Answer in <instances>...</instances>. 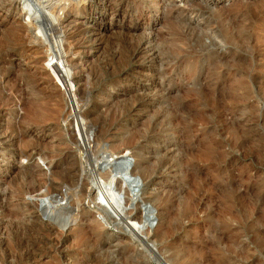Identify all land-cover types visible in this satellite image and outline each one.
Masks as SVG:
<instances>
[{
	"label": "rangeland",
	"instance_id": "1",
	"mask_svg": "<svg viewBox=\"0 0 264 264\" xmlns=\"http://www.w3.org/2000/svg\"><path fill=\"white\" fill-rule=\"evenodd\" d=\"M15 6L0 0V264H264V0H90L46 41ZM61 34L91 149L46 68ZM113 155L138 229L89 197L68 222L79 160L102 203Z\"/></svg>",
	"mask_w": 264,
	"mask_h": 264
},
{
	"label": "bare ground",
	"instance_id": "2",
	"mask_svg": "<svg viewBox=\"0 0 264 264\" xmlns=\"http://www.w3.org/2000/svg\"><path fill=\"white\" fill-rule=\"evenodd\" d=\"M88 1H90V0H56L55 2H53L52 0H11L12 4L16 5L15 8L19 9V6L22 5L21 6L22 11L24 12L25 10H27L25 18H24L25 22H27L26 24H28L31 27H34L35 29H38L37 33L40 34L43 41H46L48 35L51 34L50 33L51 30L54 27L56 28V26L59 25L60 20L62 19V15L65 14L66 10L69 11L73 8L76 9L80 3H87ZM15 20L16 19H14V22H15L14 25H16L17 28H21V29L29 31V29H28L29 27H27V25L25 23H23L21 20H16V21ZM25 32H27V31H25ZM38 37H39V35H38ZM65 43L66 42H65L62 34H61V36L59 35L58 37H56V40H55L56 49H54L55 51H53L51 53L50 58L55 59V61L57 62L54 70L63 71L64 67L66 68V65H67V67L70 69L72 75L75 77L74 69L68 64V60L66 59L68 56V52L66 51ZM41 45H42V43L40 44V46ZM59 62H60V64H59ZM92 141L94 142V140H92L91 137L88 135V130H87V133L85 130V134L83 135V144H84L85 149L86 148L87 149L92 148ZM112 157H114V155ZM117 159L118 158L114 157L113 159L110 160V163L108 161V163H109L108 166L110 165V167L108 168V170L106 172H102L101 170L95 172V174H99L104 178L103 184H105L104 185L105 188L100 187L99 183L94 184V186H93L94 188L97 187L96 190L98 191L99 196L102 197V203H98V201L96 199H94V197L91 198L92 196H90V194H87V191H88L87 188L89 186V181L87 178H89L90 175L88 173L87 167H85L84 163L81 162L82 160L80 161L78 159L79 163L81 165V166L79 165L80 166L79 172L81 173V179H80V183H79L80 190L78 187L77 189L79 191H77L75 193L71 192V193H74V198L76 197L75 200L78 204L77 205L78 210H77V212L72 214V216L68 219V222H73V223L77 224L80 220L83 219V216L85 214L89 213L87 207L84 204L85 197H89L88 204H90L91 202H94V205H99V206L105 205L109 210H111L112 214L117 219L123 221L125 223L126 227L129 228L131 231L135 232L138 229V227H137L138 222H136V220H138L139 215H138V213H134V212L138 211V209H140V203L137 202V205L133 206L134 200H135L134 195H135L136 189L134 187L133 188L135 190L132 189V186L130 185V192L127 191L125 194L126 196L121 195L122 194L121 193L122 187L124 184L122 185V183L118 179L117 172H118L119 168L116 170V168H114V165H113V163L116 162ZM120 159L122 161V163H121L122 173L132 175L133 170L129 167L128 161L124 157H122ZM76 161H77V159H76ZM85 162H88V161L86 160ZM97 165L99 166V163H97ZM148 170H149V167L145 166L140 171L143 173L147 172L150 174V171H148ZM119 174H121V171ZM121 180H122V178H121ZM83 197H84V199H83ZM95 197H97V196H95ZM72 198H73V196H71V199ZM69 199H70V197H69ZM70 200L67 201L66 204H64L61 201H58V202L54 201V202H55L56 207L59 206L61 208L62 207L65 208L67 205H69L71 203ZM73 211H74V209H73ZM107 218L110 219V217H107ZM95 222H96V224H99V225L101 223V221H99V220L98 221L96 220Z\"/></svg>",
	"mask_w": 264,
	"mask_h": 264
},
{
	"label": "built area",
	"instance_id": "3",
	"mask_svg": "<svg viewBox=\"0 0 264 264\" xmlns=\"http://www.w3.org/2000/svg\"><path fill=\"white\" fill-rule=\"evenodd\" d=\"M46 61V68L51 75L55 85L63 92L65 97V119L67 126L75 137L83 144V135L85 134V120L82 104L80 102L78 90L75 86L74 76L70 69L64 67L63 71L54 70L56 67L55 59ZM60 64V62H59Z\"/></svg>",
	"mask_w": 264,
	"mask_h": 264
},
{
	"label": "water",
	"instance_id": "4",
	"mask_svg": "<svg viewBox=\"0 0 264 264\" xmlns=\"http://www.w3.org/2000/svg\"><path fill=\"white\" fill-rule=\"evenodd\" d=\"M40 208L42 209V205L40 204ZM42 211H43V209H42ZM150 217V216H149Z\"/></svg>",
	"mask_w": 264,
	"mask_h": 264
}]
</instances>
